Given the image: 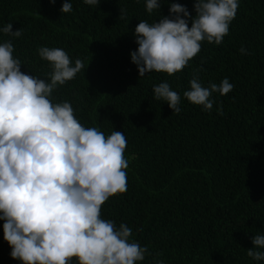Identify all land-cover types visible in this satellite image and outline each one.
<instances>
[{
  "label": "trees",
  "instance_id": "1",
  "mask_svg": "<svg viewBox=\"0 0 264 264\" xmlns=\"http://www.w3.org/2000/svg\"><path fill=\"white\" fill-rule=\"evenodd\" d=\"M70 2L72 11L61 13L64 0H0V28L10 22L22 29L20 37L0 32V43L11 41L21 71L42 79L51 67L40 47L63 49L73 64L82 60L84 69L50 99L70 102L84 127L126 137L127 190L102 205L101 218L126 224L130 241L147 246L137 264H264L247 255L252 237L264 235V0H238L223 42H201L181 71L143 77L130 56L138 48L135 27L172 18V3L194 17L195 0H159L151 13L146 0ZM193 75L204 87L224 78L234 87L212 93L205 111L183 95ZM165 81L181 97L178 114L154 99L152 88ZM3 223L0 264H21L10 256Z\"/></svg>",
  "mask_w": 264,
  "mask_h": 264
},
{
  "label": "clouds",
  "instance_id": "2",
  "mask_svg": "<svg viewBox=\"0 0 264 264\" xmlns=\"http://www.w3.org/2000/svg\"><path fill=\"white\" fill-rule=\"evenodd\" d=\"M84 3L96 6L100 0ZM238 7V0H195L193 17L185 6L172 3V18L151 24L141 20L134 31L138 48L130 53L139 76L152 71L173 75L200 52L201 42L221 44ZM159 8V0H146L147 12ZM60 11H72L70 0H64ZM120 13L123 19L126 10ZM0 32L22 35L10 22ZM239 51L249 54L244 47ZM13 52L11 41L0 43V220L11 258L21 264H71L74 257L77 264L143 261L147 246L130 241L132 229L101 218L102 205L127 190L124 133L114 130L106 136L96 127L86 128L70 102L50 99L58 85L84 69L82 60L73 64L63 49L40 47L39 56L51 67L42 79L23 73ZM189 83L184 97L205 111L213 107L212 93L226 95L234 87L228 78L204 87L198 75ZM152 92L172 112L181 111V97L166 81ZM252 244L247 255L264 261V235L253 236Z\"/></svg>",
  "mask_w": 264,
  "mask_h": 264
}]
</instances>
